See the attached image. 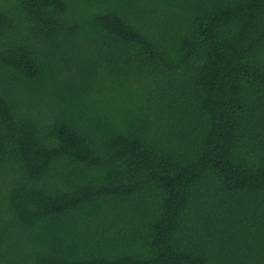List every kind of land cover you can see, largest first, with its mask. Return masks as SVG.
<instances>
[{
  "label": "trees",
  "instance_id": "1",
  "mask_svg": "<svg viewBox=\"0 0 264 264\" xmlns=\"http://www.w3.org/2000/svg\"><path fill=\"white\" fill-rule=\"evenodd\" d=\"M0 264H264V0H0Z\"/></svg>",
  "mask_w": 264,
  "mask_h": 264
}]
</instances>
